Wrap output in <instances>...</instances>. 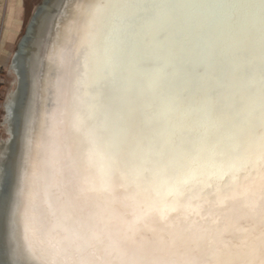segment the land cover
Segmentation results:
<instances>
[{
	"label": "bare ground",
	"instance_id": "1",
	"mask_svg": "<svg viewBox=\"0 0 264 264\" xmlns=\"http://www.w3.org/2000/svg\"><path fill=\"white\" fill-rule=\"evenodd\" d=\"M42 5L10 65L16 82L4 106L0 195L8 165L12 175L0 264H264V0ZM195 34L221 42L236 139L200 170L131 143L114 156L108 133L89 135L103 116L91 120L72 99L83 64L101 78L118 67L147 90L170 75L179 55L189 78L203 77L214 70L207 58L179 52Z\"/></svg>",
	"mask_w": 264,
	"mask_h": 264
},
{
	"label": "snow or ice",
	"instance_id": "2",
	"mask_svg": "<svg viewBox=\"0 0 264 264\" xmlns=\"http://www.w3.org/2000/svg\"><path fill=\"white\" fill-rule=\"evenodd\" d=\"M183 51L203 54L208 61L205 68L214 70L189 78L177 55L170 75L145 90L133 87L118 67L103 78L90 76L85 62L81 79L73 85L72 99L86 107L91 120L98 114L104 119V126H93L89 135L108 133L114 156L124 143H131L137 149L147 146L167 162L187 164L194 170L225 155L239 130L225 107L228 68L221 42L211 34H195L179 52ZM67 116L71 134L74 110ZM259 149L264 158V132Z\"/></svg>",
	"mask_w": 264,
	"mask_h": 264
},
{
	"label": "rangeland",
	"instance_id": "3",
	"mask_svg": "<svg viewBox=\"0 0 264 264\" xmlns=\"http://www.w3.org/2000/svg\"><path fill=\"white\" fill-rule=\"evenodd\" d=\"M29 3L25 5V12H24V20H23V25L20 27L18 30V35L14 38L13 43H7L6 44V49H7V54H6V65L4 66V69L1 70L0 76L1 78V91H0V143L3 141H6L9 137L6 131V128L3 125L4 117H5V112H4V106L7 100V94L9 91L14 89L15 87V82H16V76L11 72L10 70V65L12 63V59L14 58V54L18 51V43L20 42V39L25 35L26 27L28 25V22L31 18L32 12L35 11L36 8H38L43 0H28ZM4 5L5 1L0 0V45H2L4 41V30H6L3 27V19H4Z\"/></svg>",
	"mask_w": 264,
	"mask_h": 264
},
{
	"label": "crops",
	"instance_id": "4",
	"mask_svg": "<svg viewBox=\"0 0 264 264\" xmlns=\"http://www.w3.org/2000/svg\"><path fill=\"white\" fill-rule=\"evenodd\" d=\"M4 21L3 27L4 30V41L0 45V72L4 69L6 65V44L13 43L14 38L18 35V30L23 25L25 5L29 3L28 0H4ZM1 76H0V85H1ZM1 91V88H0Z\"/></svg>",
	"mask_w": 264,
	"mask_h": 264
},
{
	"label": "water",
	"instance_id": "5",
	"mask_svg": "<svg viewBox=\"0 0 264 264\" xmlns=\"http://www.w3.org/2000/svg\"><path fill=\"white\" fill-rule=\"evenodd\" d=\"M57 0H51V1H48V3H46V1H42V7L44 8V6H50L53 7V5L56 3ZM46 4V5H45ZM33 13V12H32ZM32 15V14H31ZM34 15L31 16L30 20L33 18ZM30 20L28 22V25L25 29L26 33H29L28 31V26L30 24ZM23 76H24V84H23V91H24V95H23V100L20 104V107L22 108L23 104H24V101H25V98L27 96V93H28V82H27V76H26V73H25V68L23 70ZM18 115L17 114V120H18ZM18 122V121H17ZM18 129H19V122L16 124V127H15V132H14V135L13 137L15 138L14 139V142H13V145H12V148H11V159H13L14 155H15V146H16V142H17V135H18ZM11 162V161H10ZM10 165H8V167L6 168V172H5V177H4V180H3V183H4V186H3V189H2V193L0 195V220L2 218V210H3V207H4V204H5V201H6V197H7V194H8V191H9V186L11 185L10 183V177H11V171H12V168L9 167Z\"/></svg>",
	"mask_w": 264,
	"mask_h": 264
}]
</instances>
